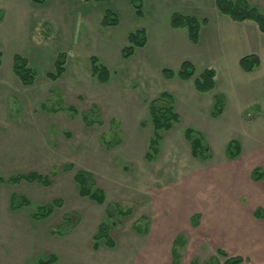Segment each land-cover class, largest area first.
<instances>
[{"label":"rangeland","instance_id":"374dc122","mask_svg":"<svg viewBox=\"0 0 264 264\" xmlns=\"http://www.w3.org/2000/svg\"><path fill=\"white\" fill-rule=\"evenodd\" d=\"M106 11L116 16V26H101ZM174 13L207 20L200 26L198 44L189 42L186 28L170 27ZM216 14L214 0H143L141 17L132 0H0V176L34 171L51 182L49 187L0 185V264H36L50 255L57 257L55 264H166V230L169 237L184 231L174 247L177 264H223L225 258L217 251H225L204 241L198 227L203 219L209 228L215 221L254 216L261 199L252 195L243 158L245 149H253L245 138L252 135L255 151L261 148L264 114H254L243 125L236 117L212 118L211 91H195L193 78L183 82L161 74L163 69L177 72L184 61L193 65L194 78L210 67ZM142 29L145 46L123 59L127 36ZM59 53L65 54L66 70L53 82L45 75L54 71ZM15 54L36 72L31 87L21 85L12 73ZM90 57L111 73L106 84L91 77ZM258 58V68L237 86L247 88L263 109L264 54ZM176 84L192 88L193 94L185 95L188 90ZM162 92L173 95L180 120L161 132L158 153L147 161L153 135L149 103ZM94 105L96 115L90 112ZM83 113L93 117L85 121ZM188 128L202 136L212 159L191 157L184 137ZM230 141L243 143L234 161L221 156ZM258 159L264 171V158ZM68 165L73 168L66 169ZM76 170L93 176L105 193V204L78 196L72 180ZM11 194L27 198L30 205L10 210ZM55 199L62 205L50 217L31 219L37 206ZM107 203L131 213L123 216L111 207L107 217ZM102 222L114 248L101 241L93 251L92 237ZM133 224L141 225L143 233L137 234ZM245 263L251 264L249 257Z\"/></svg>","mask_w":264,"mask_h":264},{"label":"trees","instance_id":"16d2710c","mask_svg":"<svg viewBox=\"0 0 264 264\" xmlns=\"http://www.w3.org/2000/svg\"><path fill=\"white\" fill-rule=\"evenodd\" d=\"M34 3L42 4L45 0H31ZM99 1V0H96ZM142 2L143 0H132V5L135 9L136 16L141 17L142 15ZM217 10L229 17L233 22H244L252 21L254 22L260 33L264 34V10L259 11L255 7L250 6L246 0H214ZM118 20L116 16L106 11L102 17L101 26L102 27H113L116 26ZM201 24H206V20L199 21L193 16L181 15L174 13L170 17V27L172 29L186 28L188 40L191 44H197L199 40V32ZM147 42L146 32L138 30L134 33H130L127 36V46L121 50V57L127 59L131 57L135 50L138 48H143ZM65 54L59 53L56 57L54 71L47 73V78L49 80L59 79L65 72ZM90 74L96 81L100 84H106L110 79V72L101 64H99L96 57H90ZM0 64H1V53H0ZM259 65V59L257 56L250 55L242 58L239 61V66L244 72H251ZM12 72L16 78L20 81L23 86H31L35 81L36 72L29 66L28 62L18 54L13 56ZM195 69L193 65L187 61H184L177 72H173L168 69L162 70V76L165 79L171 80L177 78L181 81H188L193 78V84L195 91L199 93L210 92L214 89L215 73L212 69L203 70L198 77L194 78ZM222 100L219 97L215 98L214 111L212 116L216 117L221 113L222 110ZM96 107L93 106L90 110L91 114L96 115ZM70 111H74L73 108H68ZM149 116L151 119L153 127V135L148 144V152L145 154V159L151 161L155 155L158 153L159 144L161 141V132L169 131L173 128L174 124L179 123V116L175 113L173 108V98L170 94L163 92L157 98L151 100L149 103ZM93 116L89 113H83V120L88 121ZM184 137L189 143L191 156L200 161H206L209 159V149L204 142L202 136L192 129H186L184 131ZM240 146L238 143L230 142L227 147L228 158H235L239 155ZM72 165L66 166V169L71 170ZM252 178L254 180L262 179L264 174L261 169L256 168L252 171ZM73 182L78 188V196L80 198H86L92 203L101 206L106 203V196L102 189L97 187L93 176L83 170H76L73 177ZM21 183L28 184H38L42 187L50 186V177L46 175L39 174L37 172H28L13 175L9 178H3L0 176V185L11 184L18 185ZM30 202L27 198L19 196L17 194H11L10 196V210L16 211L22 207H27ZM62 202L60 199H55L49 204H44L37 206L30 215L31 219L34 221L47 219L52 213L60 208ZM117 210V214L127 216L131 213V210H126L121 212L117 208L116 204L107 203L105 214L107 217H111V211ZM259 214V213H258ZM65 220L70 219L68 215H64ZM141 219H145L141 217ZM195 220V218L193 219ZM196 224V222H194ZM133 230L137 234H142L141 225L133 224ZM181 236H177L174 239V247L182 242ZM93 249L97 250L102 241L104 247L108 249L114 248V241L108 233V227L105 223H100L95 235L93 236ZM217 254L225 258L223 264H242L243 260L240 257H229L225 252L218 250ZM173 262L172 264H177L179 257L178 254L172 250ZM56 258L54 256H49L45 261H38L36 264H54ZM193 264V263H192Z\"/></svg>","mask_w":264,"mask_h":264},{"label":"crops","instance_id":"0c3cea01","mask_svg":"<svg viewBox=\"0 0 264 264\" xmlns=\"http://www.w3.org/2000/svg\"><path fill=\"white\" fill-rule=\"evenodd\" d=\"M246 1L250 6L255 7L259 11L260 9L256 6V4L261 6L260 7L262 8L261 11L264 10V1H262L261 3H255V2L248 1V0ZM187 16H191V15H187ZM215 18H216L215 24L211 28V55H212L211 62H210V67L205 68V69H212L214 71L215 86H214V89L211 91L212 94H211L210 100L212 102L209 100V98L207 99V102L208 104L209 102H211L213 111H214L216 97L218 98L220 97L223 104H222L221 113L218 116L213 117L211 115L212 113L210 114V116L212 118H221L224 116L232 117V118L236 117L239 119L240 124L242 125L247 124V122L253 121L252 116L254 114L257 116H260L262 113L264 114V108L262 109L258 105H256L257 103H256L255 98L252 99L250 97V91L247 88L243 86L239 88V86H237L239 85L237 84L238 82L246 83L248 81L247 79L248 75H252L256 69L255 68L251 72H244L241 70L239 66V61L246 56L254 55V56L260 57V54L262 55L264 54V34L260 33L257 25L252 21H244L241 23L233 22L232 20L229 19V17L221 13L220 15L216 14ZM202 20H206V19H199V21H202ZM206 23H207V20H206ZM12 64H13V60H12ZM259 65H260V60H259ZM161 74H162V71H161ZM57 80H54V81H57ZM183 82H187V81H183ZM175 86H177V88H181L184 90L187 89L188 92L185 95L193 94V90L190 87L185 89L181 87V85L179 86L178 84H176ZM25 87H29V86H25ZM193 88H194V84H193ZM190 90H192V92H190ZM174 91L176 92V94H178L177 90H174ZM179 93L183 94L185 92H179ZM171 96L173 98V108H174V97L173 95ZM250 98H251V101L250 103H248ZM197 102L199 104H205V100L203 98H198ZM70 107L71 106H67L66 110H68V108ZM73 112L76 113L75 110ZM246 126L249 127V125H246ZM245 139H248V144L250 143L253 146L252 147L253 149H251V151H248V153H247V149L244 150L245 158H243V161H244L243 164L244 166L246 165L249 166L248 178H249V184L251 185L253 197L255 195L256 197L258 196V198L261 199L255 205L256 208H254V211H253L254 216L258 213H259V216L255 218L250 213L246 217L243 216L236 220L228 219L225 222L219 221L220 223L215 221V223L213 222V224H211L209 228H205V225H206L205 219H203L201 225H199L198 228L201 230L200 235L201 237L202 236L204 237V241L205 239L210 240V243L215 244L217 248L224 250L225 253L229 257L242 258V260H244L242 264H246L245 263L246 257L250 258L251 264H264V211L262 209L264 208V176L262 179L254 180L251 175L252 171L256 168H259L262 170V168L257 164V162L259 160L258 158H264V140H260L262 141V143L260 144L261 148L258 151H255V148L257 146L255 143V137H252L251 135L250 137L245 138ZM250 139H251V142H250ZM230 142L238 143L240 146L239 155L231 159L228 158L227 152H226L228 144ZM230 142L227 144L225 153L222 154L221 156H225L226 157L225 159L227 161H234L237 158H239V156L241 155V147H243V143L241 145L239 142H236V141H230ZM210 159H212L211 155L209 157V160ZM202 162H205V161H202ZM262 172L264 174V171ZM262 196H263V199H262ZM208 206L210 207V204H207V207ZM9 207H10V204H9ZM214 211H215V208H214ZM214 211L211 210V212H214ZM217 211H219V209ZM217 211L214 212L215 215L217 214ZM182 231L178 230L177 232H175L173 236L169 237L167 235L168 231L166 230L167 232L166 233V264H172L173 262L172 250L174 249V245H173L174 239L177 236H181L178 233H183L184 231L183 232ZM98 249L94 250L93 245H92L93 251H98ZM112 249H109V250H112ZM50 256H54L56 258V261L54 262L55 264L57 262V257L55 255H50Z\"/></svg>","mask_w":264,"mask_h":264}]
</instances>
